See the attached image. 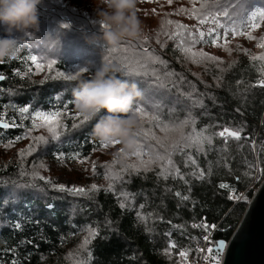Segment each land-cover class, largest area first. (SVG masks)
Returning <instances> with one entry per match:
<instances>
[{"label": "trees", "instance_id": "1", "mask_svg": "<svg viewBox=\"0 0 264 264\" xmlns=\"http://www.w3.org/2000/svg\"><path fill=\"white\" fill-rule=\"evenodd\" d=\"M153 2L139 0L137 9L143 35L136 40L121 41L115 52L105 44L88 42L102 32L94 0H42L39 26L44 34L57 37L53 47L59 48L58 51L69 53L65 49L67 41L78 39L83 50L73 55L79 57L89 52L93 57L103 56L119 78L137 85L136 77L140 78L141 91L145 87L143 75L124 72L121 57L127 53L122 50L134 51L141 57L157 58L158 55L167 63V68L159 63V79L163 80L173 100L195 118L197 132L205 126H208V134L224 127L242 128L240 139L214 136L212 143L205 144L200 152L196 148H186L177 153L173 161L180 159L181 164L178 167L180 175L175 178L169 175L165 179L159 169L146 174H130L126 182H115L114 190L107 185L97 187L99 190L89 197L56 190L48 183L46 191L36 187L15 190L3 181L11 173L1 171L0 264H13V261L16 264H71L67 248L77 245L87 230L96 233L88 246L87 264H184L179 256L183 249L190 250L187 261L190 259L197 264L202 253L196 249L204 244L206 234L213 233V243L228 242L236 230L264 179V87L258 86L264 78V61L243 56L230 67L207 69L198 75L185 61L187 46L179 44L180 37L170 38L177 31V23L186 25L194 33L195 27L185 23V18H176L178 9L172 0L170 5ZM211 2L205 4L211 6ZM216 3L218 0L212 5ZM256 6L264 9V0H252L248 8L256 9ZM159 12L167 13L163 17L172 19V23L155 25L154 15ZM230 14L234 15L235 10L230 9ZM249 14L245 12L236 20L244 22L245 28L241 30L245 32L251 27L246 23ZM221 21L233 22L225 18ZM58 25L69 26H62L68 37L59 36ZM161 34H165L164 41L169 40L164 46L152 38ZM4 35L0 27V36ZM17 36L21 38L18 55L0 61V75L5 77L0 82V121L10 124L7 129L0 128V146L17 137L22 139L32 131L36 111H58L68 116L69 124L79 126L49 144L40 154L48 159L61 157L67 161L89 159L105 148L94 137L93 128L106 113L81 123L82 116L75 108L73 93L79 82L90 79L92 73L74 81L60 76L39 79L34 73L35 65L27 59L34 55L31 34L21 36L17 33ZM205 41L195 48L214 45L208 37ZM77 60L60 55L56 66L67 73ZM165 72L174 75H163ZM189 93L195 99H202L204 107L192 106ZM25 106L29 112L21 113L19 109ZM138 106H142V98L134 106L135 113ZM13 123L15 127L11 126ZM190 131L189 127L185 134ZM189 155L194 164L188 160ZM193 172L195 176L191 175ZM221 184L228 187L221 188ZM232 189L240 199H229ZM184 196L188 199H183ZM142 216L146 217L145 222L141 221ZM205 222L215 225V229L206 233L203 228L193 227ZM171 242H175V247L169 246ZM205 260L203 264H213L210 258L207 263Z\"/></svg>", "mask_w": 264, "mask_h": 264}, {"label": "rangeland", "instance_id": "2", "mask_svg": "<svg viewBox=\"0 0 264 264\" xmlns=\"http://www.w3.org/2000/svg\"><path fill=\"white\" fill-rule=\"evenodd\" d=\"M153 1L154 4L158 2H166L167 5H170L169 0ZM172 1L176 3L178 9L176 12V18H185V23H188L190 27H195V33L197 32V30H202L207 33L210 27H215V25L207 23L200 24L199 20L192 15V9L194 7L199 10L201 9L202 5L209 6V4L205 3L211 0ZM215 1L216 0H212L210 4L212 5V3H214ZM181 8H185L188 11L185 13H180L179 9ZM256 9H259V6H256ZM256 9H249V13L251 10ZM166 14L167 13L159 12V14L154 15V24L163 26L171 21L172 19L163 17ZM246 23L247 25L251 26L249 15L246 19ZM225 24L227 27H234L237 30L245 28L244 22L241 21L230 23L226 22ZM56 27L59 30V36L62 35L63 37H68V35L64 31H62V25H58ZM218 31L221 34V40L217 42L219 46L203 44L194 49V51L197 53L202 51L206 53L207 56H214L217 58L216 60H210L207 58V56H193L192 51L188 50L190 48V43L187 40L184 43L187 46V49L184 52L185 61L198 75H201V73L207 69L219 70L230 67L243 56L251 58L264 56V46H262L264 45V39H262L264 38V24H260V26L255 30H252L251 27H248V30L246 32L255 37V39L253 40H248L244 35L234 36L233 33L229 31L227 42H225V40L223 39L224 29H218ZM164 37L165 34H161L152 38L155 42L164 46L169 41L168 39L164 41ZM30 38V43L34 47V55L37 56L38 62L44 65L43 70H37L35 67L34 73L35 76L39 79H46L48 77L54 78L59 76L57 74L60 73L61 70L57 68L56 64L58 61L56 60L60 55H65L69 60L78 58V60L75 62V65L72 66L67 71V73H65V75H74L81 69H88L87 72L81 73L77 78H80L83 75L91 74L103 62H106L103 56L93 57L89 55V52H84L79 57L73 55L79 54L83 50L82 47L78 44V39L67 41L65 49L69 53L58 51L59 48L55 49L53 47L55 45V40L57 37H52L44 34L40 30V26L38 31L34 30V32L31 33ZM141 58L144 60L148 70L156 69L157 76H160L159 63L164 68H167V63L162 61L158 55L157 62L150 61L149 57ZM52 61H55V63L53 64L51 70H49L47 64ZM124 72L128 75H131L125 70ZM165 74L166 72L163 73V75ZM136 78L138 85L140 86L141 84H139V82H141V80L138 77ZM143 79L145 82V87L142 90L141 107L144 108V112L136 113L137 118L141 123V127L137 131H140L142 129L146 131L151 128L155 136L158 137L160 141H162V143H157L156 140H151L148 142L151 145L149 155H142L140 157H137L133 154L134 151H122V145L120 143H112L109 144L107 148H103L102 150L96 152L87 160L67 161L61 157H58L57 159H48L44 156V154L41 155L40 151L45 149L49 144L65 137L73 129H76V127L79 126L75 123L69 124L66 118L68 117L67 115H60L57 120V123H59L60 127L56 129L58 138H53L52 133L48 131V126L45 125L44 127L34 128L22 139H16L9 144H5L6 146H0V172L8 170L11 173V175L9 174L3 181H5L7 185H10L15 190L26 189L28 187H36L42 189L43 191H46L45 188H48V186L46 185L47 183L51 184L52 187L63 185L66 189H70L73 187L83 188L85 189L86 194H73L78 197H89L90 194L93 193L92 185L103 188L105 185L109 186L110 184L111 188H108L112 191L114 190L113 184L115 182H126V179L129 178L127 175L146 174L157 169L161 171V165L166 166V162L168 159H171L173 164H175L176 167H179L181 161L180 159L179 162L173 161V156L176 155L177 152H175L171 147V141H181V131L175 130L179 126L176 125L175 128H172V126H170V130L164 132L161 131L159 127H156V124L158 121L175 122L177 118H184L186 113L189 112L183 110L182 107L175 100H173V96L168 90H166L163 80H157L152 75H143ZM153 104L160 105V107L153 108ZM153 117H155V119H153ZM149 120H151L152 122L149 123ZM41 123L44 122L38 120L37 124L39 125ZM73 125H75V127ZM188 128L189 127H184L182 129V132L185 134ZM40 136H43L45 140L37 141L35 139L36 137ZM136 140L137 144L143 143V135H141L140 137H136ZM30 149L31 152L29 154ZM21 153H23V155H21ZM157 154L164 157L165 159L162 161H156L151 165H148L147 169L145 170V167L141 165V161H144L146 163L150 157L154 159ZM41 165H43L44 167H40ZM131 166H135V168ZM136 169L139 170L137 171ZM33 172H37L45 179H33ZM120 199H122L121 196ZM142 218L144 219H142L141 221L145 222L146 217L142 216ZM91 238L92 235L90 234V230H87L83 235L80 236L77 245L67 248V259L71 264H87L86 258L88 255V246L91 243ZM85 241H88L87 244H85ZM206 257H208V255ZM221 260L222 257L220 256L219 264L221 263ZM207 262L208 259L205 260V263ZM209 262H212L211 258Z\"/></svg>", "mask_w": 264, "mask_h": 264}, {"label": "clouds", "instance_id": "3", "mask_svg": "<svg viewBox=\"0 0 264 264\" xmlns=\"http://www.w3.org/2000/svg\"><path fill=\"white\" fill-rule=\"evenodd\" d=\"M139 0H94L96 16L102 32L89 43L105 44L113 49L125 39L141 38L143 30L138 17ZM42 0H0V27L6 33L0 36V61L15 58L20 51L21 36L39 30V6ZM64 27V25H62ZM76 110L89 120L100 113L93 128L94 137L101 144L120 141L122 151H135V133L141 123L135 113V104L142 98L136 83L121 79L109 64L103 62L92 72L90 79L79 82L74 91Z\"/></svg>", "mask_w": 264, "mask_h": 264}, {"label": "snow or ice", "instance_id": "4", "mask_svg": "<svg viewBox=\"0 0 264 264\" xmlns=\"http://www.w3.org/2000/svg\"><path fill=\"white\" fill-rule=\"evenodd\" d=\"M251 2H252V0H218V3L213 4L211 6L202 5L201 9H199V10L194 7L192 9V15L199 20L200 24H206L207 23V24L215 25V27H210L208 29L207 33L205 31H202V30H197V32L194 33L186 25H182V24L177 23L176 24L177 31L175 33H173L170 38L175 39L176 37H180V40H179L180 45H183L185 43V41L187 40L190 43V48L188 50L192 51L193 56L199 55L201 57H205V56H207V54L202 52V51L198 52V53L195 52L194 51L195 45L198 43H201V42H206L205 37L207 36L214 45L219 46L217 44V42L221 40V34L218 31V29H224L223 39L225 40V42H227V37H228L229 31H231L234 36L235 35H244L247 37L248 40H253V39H255V37L248 34L247 32H245L243 30L237 31V29L234 27L229 28L226 26L225 23H223L221 21V18H225L226 20H230V21L235 22L239 17H242L245 12L249 11L248 5L251 4ZM169 3H171V0H169ZM230 9L235 10L234 15L230 14ZM187 11L188 10L185 8L179 9L180 13H185ZM249 19L251 21V29L252 30L257 29L260 26V24H264V9L251 10L250 14H249ZM169 23H172V22L169 21ZM64 27L67 28L69 26L64 25ZM185 33H187V36H185ZM262 39H264V38H262ZM262 46H264V45H262ZM111 51L115 52L116 49H111ZM122 51L127 53L126 55L121 57V63L124 65L126 72H128L131 75H152L157 80L159 79V77L157 76L156 69L148 70L144 60L140 57L139 54L135 53L134 51L128 52L127 49H124ZM207 58L210 60H216L217 59L214 56H207ZM27 59L30 60L33 65H35L37 70H43L44 65L42 63L38 62L36 55H30V56H28ZM258 59H260L261 61H264V56L258 57ZM149 60L152 62H157V58L155 56H149ZM54 63H55V61H52V62L47 64V67L49 70H51ZM29 71H31V69H29ZM87 71H88V69L85 68V69H81V70L77 71L74 75L73 74L65 75L64 72H60L57 75H59L60 77H62L65 80L74 81L77 79V77L81 73L87 72ZM165 75L166 76L174 75V73H166ZM262 77H264V69H262ZM3 79H5V77L3 75H0V80H3ZM258 86L264 87V78H262L259 81ZM188 96H189V99L191 100L192 106L200 107V108L204 107L202 99L193 98L191 93H189ZM152 107L153 108H159L160 105L153 104ZM19 111L21 113H27V112H29V108L27 106H25V107L20 108ZM136 112L137 113H143L144 108L138 106L136 108ZM60 115H61V113L58 111L51 112V113H46L43 111H36L34 114V117H33L32 127L38 128V127H44L45 125H47L48 131L50 133H52L53 138H58V133H57L56 129L58 127H60L59 123H57V120H58ZM80 116H82V115L80 114ZM77 118H79V117H77ZM142 119H143V117H142ZM153 119H155V117H153ZM37 120H41L44 123H41L38 125L36 123ZM88 120H89L88 117L82 116L81 123L86 122ZM151 122L152 121L149 120V123H151ZM195 123H196L195 118H193L191 116V113L189 112V113H186L184 118H177V120L175 122H172V121L159 122L158 121L156 124V127H159L161 131L167 132L170 130V126H172V128H175L176 125L179 126L175 130L181 131L182 143H181V141H176V140L171 141V147L177 153L183 152L184 149H186V148H193V147L196 148L197 152H200L203 150V146L205 144L210 145L212 143L214 136H219V137H224V138L230 137V138L239 140L241 133L243 131L242 128L230 129L228 127H224L221 131H219L217 133L208 134V132H207L208 126H205L199 132H197V130L195 129ZM11 126L15 127L16 125L13 123ZM73 126L75 127V125H73ZM9 127H10L9 123L4 122V121H0V128L7 129ZM184 127H190L191 131L189 134H184L182 132V129ZM134 135H135V137H140L141 135H143V141H144L141 144H137V148L133 152V154L136 155L137 157H140L142 155H149V150L151 148L150 143H148L149 141L156 140L157 143H162V141H160V139L155 136V134L151 128H149L146 131L143 129L140 131H137ZM20 138L21 137H17L16 139H20ZM35 139L37 141H44L45 140V138L43 136L36 137ZM9 143H11V141ZM113 143H120V141L116 140ZM103 147L107 148L108 144H103ZM253 147H255V145H253ZM30 152H31V149L29 150V154H30ZM21 155H23V153H21ZM164 159H165L164 157L157 154L154 159L152 157H150L146 163L144 161H141V165L144 166L145 170H146L148 165H151L152 163H154L156 161H162ZM188 160L192 161L193 164L195 163L194 159L190 155L188 156ZM40 167H44V166L41 165ZM131 167L135 168V166H131ZM136 170L138 171L139 169H136ZM160 174L162 176H164L165 179H167V177L169 175H172L173 178L180 175L178 167H176V165L173 164L171 159L167 160L166 166L161 165V173ZM191 175L195 176L196 173L193 172V173H191ZM200 176L202 178V176H203L202 172L200 173ZM32 178L33 179H40V180L45 179L43 176H40L37 172L32 173ZM117 178H119V177H117ZM53 187L59 191L67 190V191L72 192L74 194H86L85 189H83V188L73 187L70 189H66L65 186H63V185L53 186ZM220 187L224 188V187H228V185L221 184ZM109 188H111V185H109ZM92 190L98 191L99 189L97 188L96 185H92ZM127 195H128L127 193L124 194L125 199H127ZM177 195H179V193H177ZM182 198L188 199L187 196H184ZM229 199H234V200L240 199V197L236 195L235 189L231 190L230 195H229ZM121 207L122 208L124 207L123 203H121ZM205 220H206V218H205ZM16 227L18 228L19 224H17ZM193 227L203 228L206 233H210V231L214 230L216 226L215 225L209 226L205 222V223L200 224V225H193ZM90 234L92 236L96 235V233L91 232V230H90ZM169 235H170V233H169ZM203 240L205 242L209 243L210 245H212L206 249V251L208 253V257H206V259L211 258L213 264H219V257L221 256V254L223 253V251L226 247L225 242L221 241V242L213 243L210 239V234H206L203 237ZM87 242L88 241H85V244H87ZM169 246L175 247V242H171ZM189 251H190L189 249H183L179 252V256L183 259L184 264H187V256L189 254ZM196 251L197 252H204L205 249L198 247L196 249ZM90 257H91V254L89 253V258ZM13 264H16V262L13 261Z\"/></svg>", "mask_w": 264, "mask_h": 264}, {"label": "water", "instance_id": "5", "mask_svg": "<svg viewBox=\"0 0 264 264\" xmlns=\"http://www.w3.org/2000/svg\"><path fill=\"white\" fill-rule=\"evenodd\" d=\"M223 242L221 264H264V179L230 240Z\"/></svg>", "mask_w": 264, "mask_h": 264}, {"label": "built area", "instance_id": "6", "mask_svg": "<svg viewBox=\"0 0 264 264\" xmlns=\"http://www.w3.org/2000/svg\"><path fill=\"white\" fill-rule=\"evenodd\" d=\"M212 234L213 233H210V239L212 238ZM211 245L209 244V243H207V242H204V244L203 245H199V246H197V248L199 247V248H203V249H205V251L204 252H201L202 253V255H201V259H200V261L197 263V264H203V262H204V260H205V258H206V255L208 254L207 253V251H206V249L208 248V247H210ZM187 264H193L191 261H190V259L187 261Z\"/></svg>", "mask_w": 264, "mask_h": 264}, {"label": "bare ground", "instance_id": "7", "mask_svg": "<svg viewBox=\"0 0 264 264\" xmlns=\"http://www.w3.org/2000/svg\"><path fill=\"white\" fill-rule=\"evenodd\" d=\"M215 106V105H214ZM239 108V107H238ZM237 121V120H236ZM6 146V145H5ZM6 149H7V147H6ZM4 150V149H3Z\"/></svg>", "mask_w": 264, "mask_h": 264}]
</instances>
